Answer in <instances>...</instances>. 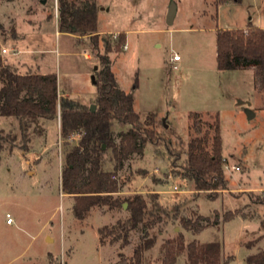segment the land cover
Listing matches in <instances>:
<instances>
[{
	"label": "rangeland",
	"instance_id": "1",
	"mask_svg": "<svg viewBox=\"0 0 264 264\" xmlns=\"http://www.w3.org/2000/svg\"><path fill=\"white\" fill-rule=\"evenodd\" d=\"M95 1L98 35L75 37L57 34L58 0H0V60L21 72H55L63 91L91 105L98 95L93 75L96 80L108 58L119 87L133 94L141 120L156 113L157 131L172 140L173 150L195 135L192 112H199L204 129L218 115L228 189L196 193L182 160L172 165L163 141L147 144L118 170L107 150L104 168L121 184L120 196L140 193L150 201L159 192L155 201L163 208L133 229L123 246L110 230L129 217L127 207H95L78 219L74 197L62 190L65 155L79 137L67 143L55 121L43 118L48 134L30 124L23 151L18 121L0 115V129L17 135L16 145L0 157V264H120L122 254L131 257L146 237L154 243L143 264H163L168 250L177 255L175 264H190L187 249L178 247L179 233L184 246L220 242L223 260L245 264L248 255L264 249V92L254 66L218 69L216 37L219 29L264 28V0ZM172 3L176 11L168 24ZM120 32L126 40L117 49ZM175 53L181 56L178 69L171 61ZM27 57L30 68L23 62ZM127 128L114 123L117 141ZM199 215L206 218L203 229L185 227L183 218L195 221Z\"/></svg>",
	"mask_w": 264,
	"mask_h": 264
},
{
	"label": "trees",
	"instance_id": "2",
	"mask_svg": "<svg viewBox=\"0 0 264 264\" xmlns=\"http://www.w3.org/2000/svg\"><path fill=\"white\" fill-rule=\"evenodd\" d=\"M227 0H216L220 4ZM239 1V0H237ZM97 4L95 0H58V28L60 32L77 35H98ZM126 40L125 32L116 38L119 49ZM217 66L219 70H232L254 66L261 90L264 92V28L219 29L216 37ZM98 95L95 110L79 101L59 95L56 73H20L12 65L0 60V115L15 118L21 129V148L27 149L29 126L41 132V119H61V136L67 143L72 135H78V142L66 152L62 169L61 185L64 193L74 197L73 212L76 218L84 219L95 207L124 208L127 203L129 217L119 220L111 229L114 238H123V246L129 244V233L144 223L150 216H159L163 208L157 203L159 193L154 192L150 201L140 194L122 197V186L113 172L104 168L105 153L111 150L115 169H121L124 161L134 154H143L147 144L158 146L165 142L166 151L173 158L172 165L182 160L185 176L193 183V190L215 195L226 190L229 179L224 166L221 127L218 115L214 122H205L199 112H192L191 128L195 135L177 150L172 149V140L164 138L156 126V113H149L142 121L134 107L132 93L121 89L108 58L96 74ZM127 126L120 132L119 141L113 134L114 123ZM164 131L166 122L163 121ZM17 135L0 129V157L6 148L16 145ZM154 200V201H153ZM153 204L150 208L149 203ZM154 202V203H153ZM238 212V210H237ZM228 211L225 220L237 213ZM199 215L195 221L184 220L185 227L194 226L195 231L204 228ZM179 249H187L190 264H228L222 258L220 242H199L193 240L184 246L179 233ZM171 241V240H170ZM154 238L146 237L136 245L131 257L122 254L120 264H143L145 252L152 247ZM177 255L168 250L163 264H175ZM245 264H264V249L246 257Z\"/></svg>",
	"mask_w": 264,
	"mask_h": 264
},
{
	"label": "crops",
	"instance_id": "3",
	"mask_svg": "<svg viewBox=\"0 0 264 264\" xmlns=\"http://www.w3.org/2000/svg\"><path fill=\"white\" fill-rule=\"evenodd\" d=\"M57 27H58V25H57ZM57 34H61V32L59 31V28H58V30H57ZM69 34H72V33H69ZM75 37H76V35L77 34H73ZM19 52L18 53H20L21 54V52L23 51L22 49H20V50H18ZM17 53V54H18ZM85 56H86V58H88L89 57V55L87 54V53H85ZM30 59L28 60V57L25 59H23V62H25V65H31L32 66V64H30ZM11 65V64H10ZM26 66V67H27ZM38 66V65H37ZM29 68H30V66H28ZM96 70V69H95ZM18 71V70H17ZM18 72H20V73H26V72H21V71H18ZM28 72H35V71H28ZM36 73H41V72H36ZM43 73H55V72H43ZM57 74V73H56ZM58 77V76H57ZM96 83V82H95ZM58 88H59V95L60 96H63V97H68V98H70V99H73V100H76V101H79V102H81L82 104H85V105H88V106H91L90 104H88V103H86L85 102V100H83L82 98H81V96L79 95V94H75V93H70V92H66V91H63L62 89H61V86H60V83H59V79H58ZM96 99V98H95ZM93 103H95V101L93 102ZM92 103V104H93ZM55 121V123H56V126H57V128H58V130H59V132H58V134H60V129H61V119H60V114H59V117H58V119H56V120H54ZM41 126L43 127V129L45 130V133H46V135L48 134V128L45 126V124L44 123H42L41 122ZM159 193V192H158Z\"/></svg>",
	"mask_w": 264,
	"mask_h": 264
},
{
	"label": "water",
	"instance_id": "4",
	"mask_svg": "<svg viewBox=\"0 0 264 264\" xmlns=\"http://www.w3.org/2000/svg\"><path fill=\"white\" fill-rule=\"evenodd\" d=\"M175 11H176V6L174 3H172V5L170 6L169 8V12H168V18H167V21H168V24H172L173 23V20H174V15H175ZM98 66H95V69H97ZM93 78H94V82H96L95 80V76L93 75ZM91 109L92 110H95L97 105L95 103L91 104ZM253 115V114H252ZM165 121V120H164ZM168 125L166 124V127ZM124 207L126 208L127 207V203L124 204Z\"/></svg>",
	"mask_w": 264,
	"mask_h": 264
},
{
	"label": "built area",
	"instance_id": "5",
	"mask_svg": "<svg viewBox=\"0 0 264 264\" xmlns=\"http://www.w3.org/2000/svg\"><path fill=\"white\" fill-rule=\"evenodd\" d=\"M125 48H127V44L125 45ZM6 51H7V49H4V52H6ZM180 59H181V56L178 53H175L171 57V61L173 63V68L178 69V65L176 64V62L179 61ZM77 137H78V135H72V136L69 137V139L71 140V139H75ZM225 166H228V164L226 163ZM237 169H239V167H237ZM8 222H12V218L11 217L8 218Z\"/></svg>",
	"mask_w": 264,
	"mask_h": 264
}]
</instances>
